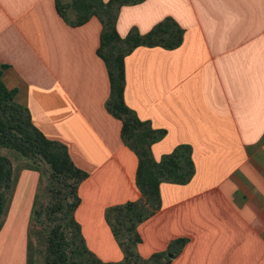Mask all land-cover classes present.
Instances as JSON below:
<instances>
[{
  "label": "crops",
  "instance_id": "0c3cea01",
  "mask_svg": "<svg viewBox=\"0 0 264 264\" xmlns=\"http://www.w3.org/2000/svg\"><path fill=\"white\" fill-rule=\"evenodd\" d=\"M166 16L185 29L183 42L130 53L125 100L167 130L153 144L156 160L188 144L196 170L187 184H161L162 207L138 226L139 252L150 257L185 238L169 264H264V0H145L122 7L117 29L147 33ZM101 31L96 16L67 23L56 0H0L2 80L33 123L89 174L76 218L88 247L118 262L123 252L105 211L141 193L137 155L106 108ZM39 181L35 170L20 173L0 230V264H27Z\"/></svg>",
  "mask_w": 264,
  "mask_h": 264
},
{
  "label": "trees",
  "instance_id": "16d2710c",
  "mask_svg": "<svg viewBox=\"0 0 264 264\" xmlns=\"http://www.w3.org/2000/svg\"><path fill=\"white\" fill-rule=\"evenodd\" d=\"M145 0H56L61 17L78 26L93 16L102 23L97 54L106 64L110 93L106 108L122 122L124 144L138 158L136 185L138 200L110 206L105 217L124 252L121 261H104L88 247L76 218L81 203L79 185L88 173L73 161L68 147L48 138L34 123L30 110L15 100L16 90L2 80L0 65V230L20 173L25 169L39 172L40 181L29 224L27 264H169L183 249L187 239L172 241L167 251L144 258L135 250L141 242L138 226L162 207L161 184H187L195 174L192 147L177 146L156 160L153 144L163 139L166 129H157L142 120L125 100V59L139 46L179 47L185 29L172 16H166L149 32L134 26L122 36L117 29L124 6ZM172 253L168 257L167 254Z\"/></svg>",
  "mask_w": 264,
  "mask_h": 264
},
{
  "label": "rangeland",
  "instance_id": "374dc122",
  "mask_svg": "<svg viewBox=\"0 0 264 264\" xmlns=\"http://www.w3.org/2000/svg\"><path fill=\"white\" fill-rule=\"evenodd\" d=\"M83 170V169H82ZM85 171V170H84ZM89 175V174H88ZM87 179V178H86ZM83 182V181H82ZM81 182V183H82ZM80 186H81V184L79 185V190H80ZM79 195H80V193H79ZM81 197V196H80ZM106 212V211H105ZM106 218V217H105ZM107 221V220H106ZM108 223V222H107ZM81 225V224H80ZM109 225V224H108ZM109 227H110V225H109ZM111 228V227H110ZM112 231V230H111ZM116 239V238H115ZM86 240V239H85ZM117 240V239H116ZM176 240V239H175ZM174 241V240H173ZM141 242H142V237H141ZM141 242L136 246V248H135V250L136 251H138V253H140L139 252V249H140V244H141ZM87 243V242H86ZM117 243L119 244V242L117 241ZM88 245V244H87ZM119 246H120V244H119ZM169 248V247H168ZM120 249L122 250V252H123V249L121 248V246H120ZM91 250V249H90ZM168 250V249H167ZM166 250V251H167ZM97 255V254H96ZM140 255L142 256V257H144L141 253H140ZM171 255H172V253H168L167 254V256L169 257H171ZM97 257H99L98 255H97ZM123 257H124V252H123ZM100 258V257H99ZM144 258H147V257H144ZM101 259V258H100Z\"/></svg>",
  "mask_w": 264,
  "mask_h": 264
},
{
  "label": "water",
  "instance_id": "95a60500",
  "mask_svg": "<svg viewBox=\"0 0 264 264\" xmlns=\"http://www.w3.org/2000/svg\"><path fill=\"white\" fill-rule=\"evenodd\" d=\"M172 256V255H171Z\"/></svg>",
  "mask_w": 264,
  "mask_h": 264
}]
</instances>
